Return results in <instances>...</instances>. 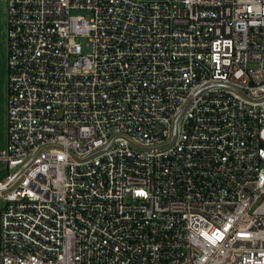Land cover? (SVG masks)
Returning a JSON list of instances; mask_svg holds the SVG:
<instances>
[{"label": "built area", "instance_id": "built-area-1", "mask_svg": "<svg viewBox=\"0 0 264 264\" xmlns=\"http://www.w3.org/2000/svg\"><path fill=\"white\" fill-rule=\"evenodd\" d=\"M4 6L0 264H264V0Z\"/></svg>", "mask_w": 264, "mask_h": 264}, {"label": "rangeland", "instance_id": "rangeland-1", "mask_svg": "<svg viewBox=\"0 0 264 264\" xmlns=\"http://www.w3.org/2000/svg\"><path fill=\"white\" fill-rule=\"evenodd\" d=\"M84 12H74L81 15ZM7 9L2 8L0 20V133L2 146L5 147L8 141V102H9V36H8Z\"/></svg>", "mask_w": 264, "mask_h": 264}]
</instances>
